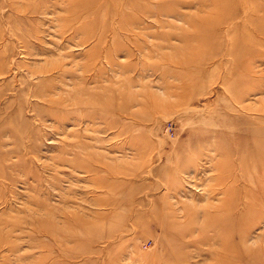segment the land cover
Masks as SVG:
<instances>
[{
	"label": "rangeland",
	"instance_id": "rangeland-1",
	"mask_svg": "<svg viewBox=\"0 0 264 264\" xmlns=\"http://www.w3.org/2000/svg\"><path fill=\"white\" fill-rule=\"evenodd\" d=\"M0 264H264V0H0Z\"/></svg>",
	"mask_w": 264,
	"mask_h": 264
}]
</instances>
